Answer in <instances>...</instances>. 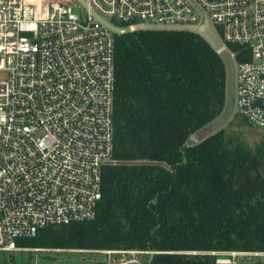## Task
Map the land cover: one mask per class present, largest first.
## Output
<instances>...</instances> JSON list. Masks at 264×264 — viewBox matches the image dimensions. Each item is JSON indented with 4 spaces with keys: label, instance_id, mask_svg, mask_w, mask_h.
Listing matches in <instances>:
<instances>
[{
    "label": "built area",
    "instance_id": "2783aa9c",
    "mask_svg": "<svg viewBox=\"0 0 264 264\" xmlns=\"http://www.w3.org/2000/svg\"><path fill=\"white\" fill-rule=\"evenodd\" d=\"M122 28L219 29L237 61L236 110L264 131V0H85ZM71 0H0V252L49 226L92 220L115 147V32ZM80 7V6H79ZM118 22L124 25L118 24ZM238 56L243 59L239 60ZM102 264H151L155 250L68 249ZM219 263L236 264L227 252Z\"/></svg>",
    "mask_w": 264,
    "mask_h": 264
},
{
    "label": "trees",
    "instance_id": "16d2710c",
    "mask_svg": "<svg viewBox=\"0 0 264 264\" xmlns=\"http://www.w3.org/2000/svg\"><path fill=\"white\" fill-rule=\"evenodd\" d=\"M115 39L116 163L103 169L97 215L42 228L19 245L151 249V264L264 253V141L251 149L226 128L190 141L224 109L220 53L187 29H137Z\"/></svg>",
    "mask_w": 264,
    "mask_h": 264
},
{
    "label": "rangeland",
    "instance_id": "374dc122",
    "mask_svg": "<svg viewBox=\"0 0 264 264\" xmlns=\"http://www.w3.org/2000/svg\"><path fill=\"white\" fill-rule=\"evenodd\" d=\"M66 1L67 0H65V2ZM79 6L76 7V10L83 13V8ZM202 35L214 48H218L224 44L220 31L215 26L209 25L203 29ZM231 50L233 49L229 47V49L220 52L227 74L224 109L212 122L203 127L195 136H192L190 141L195 143L221 128H226L231 136L241 139L251 149H254L260 142L264 141V131L249 123L246 118L236 110L235 96L238 64L231 56ZM193 137L196 139H193ZM228 257V255H218L219 260L227 259ZM105 260L106 255L103 253L79 250L70 251L68 249L50 252L30 250H17L12 253L0 252V264H102ZM247 260L248 262H246ZM235 261L236 264H264V254L237 255L235 256ZM216 264L227 263L217 262Z\"/></svg>",
    "mask_w": 264,
    "mask_h": 264
},
{
    "label": "water",
    "instance_id": "95a60500",
    "mask_svg": "<svg viewBox=\"0 0 264 264\" xmlns=\"http://www.w3.org/2000/svg\"><path fill=\"white\" fill-rule=\"evenodd\" d=\"M80 6L83 8V10L89 11L95 20H98L102 23H104L106 26H108L110 29H112L116 34H126L131 32L130 28H122L119 26H116L114 24H111L110 22L104 20L103 18H101L91 7H89L88 3L85 0H76ZM193 139H196L195 137H193ZM155 254L151 255V261L154 259Z\"/></svg>",
    "mask_w": 264,
    "mask_h": 264
},
{
    "label": "crops",
    "instance_id": "0c3cea01",
    "mask_svg": "<svg viewBox=\"0 0 264 264\" xmlns=\"http://www.w3.org/2000/svg\"><path fill=\"white\" fill-rule=\"evenodd\" d=\"M242 253H243V252H242ZM258 254H264V253H258ZM218 255H219V256H220V255H227V252H219ZM246 262H248V260H247Z\"/></svg>",
    "mask_w": 264,
    "mask_h": 264
}]
</instances>
